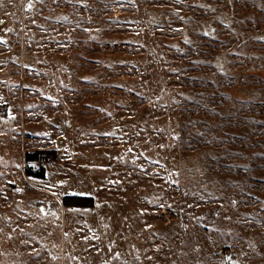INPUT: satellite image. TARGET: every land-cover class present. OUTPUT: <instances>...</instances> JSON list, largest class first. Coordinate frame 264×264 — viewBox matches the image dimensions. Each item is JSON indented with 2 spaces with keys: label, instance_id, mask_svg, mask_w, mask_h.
Masks as SVG:
<instances>
[{
  "label": "rangeland",
  "instance_id": "rangeland-1",
  "mask_svg": "<svg viewBox=\"0 0 264 264\" xmlns=\"http://www.w3.org/2000/svg\"><path fill=\"white\" fill-rule=\"evenodd\" d=\"M0 264H264V0H0Z\"/></svg>",
  "mask_w": 264,
  "mask_h": 264
},
{
  "label": "trees",
  "instance_id": "trees-1",
  "mask_svg": "<svg viewBox=\"0 0 264 264\" xmlns=\"http://www.w3.org/2000/svg\"><path fill=\"white\" fill-rule=\"evenodd\" d=\"M44 151H35L33 153H26L25 154V161L30 162L33 160L40 159L37 157L40 154H44ZM24 172L28 176H33V177H43L44 174V168L39 167L37 172H33L32 169L29 167H25ZM68 199L72 200L71 204L72 205H78V206H92L93 201L91 197H81V196H65L63 198L64 204L69 205V202L67 201Z\"/></svg>",
  "mask_w": 264,
  "mask_h": 264
}]
</instances>
